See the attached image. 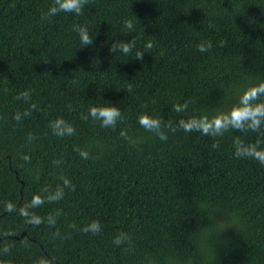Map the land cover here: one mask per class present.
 Returning <instances> with one entry per match:
<instances>
[{"label":"trees","instance_id":"16d2710c","mask_svg":"<svg viewBox=\"0 0 264 264\" xmlns=\"http://www.w3.org/2000/svg\"><path fill=\"white\" fill-rule=\"evenodd\" d=\"M249 92L264 0H0V264H264Z\"/></svg>","mask_w":264,"mask_h":264},{"label":"clouds","instance_id":"9594fccd","mask_svg":"<svg viewBox=\"0 0 264 264\" xmlns=\"http://www.w3.org/2000/svg\"><path fill=\"white\" fill-rule=\"evenodd\" d=\"M84 0H57L58 10L64 11V12H74L76 14L80 13V9L82 6V3ZM52 12H56L57 8L51 9ZM128 28H131V24L126 25ZM81 43L83 45H88L91 43V39L88 35L87 29L80 27L77 29ZM132 47L131 43H118L114 45L113 51L117 48L127 54ZM148 47H151V44L148 45ZM200 51L205 50V45L201 44L198 45ZM141 53L137 52L136 56H140ZM256 96L252 95L251 92H249L247 95L243 96L241 99V107L234 108L230 114L229 117L233 122H239L242 118L251 117L252 118V124L253 126L258 125L260 123L261 118H264V105L257 104L255 107H252L249 105V101L255 99ZM91 116H100L103 117V122L113 123L114 119L120 115V112L117 108L111 106V107H91L90 113ZM221 120L223 121V117H221ZM139 123L144 126L145 128H153L158 125L159 121L155 118H149L147 115H142L139 117ZM181 126L186 130H191L194 127H199L203 131H207L206 128L203 127V124H199L194 121L189 122H180ZM216 128L222 127V123L220 124H214ZM163 139V137H161ZM249 154L253 155L257 159L260 160L261 163H264V152L261 151H255L254 149L249 150ZM239 155V153H237ZM34 203H38V200H34ZM119 243V240L116 241Z\"/></svg>","mask_w":264,"mask_h":264}]
</instances>
